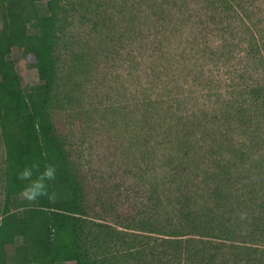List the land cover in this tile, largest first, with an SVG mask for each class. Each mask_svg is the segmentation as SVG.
I'll list each match as a JSON object with an SVG mask.
<instances>
[{
	"label": "rangeland",
	"instance_id": "obj_1",
	"mask_svg": "<svg viewBox=\"0 0 264 264\" xmlns=\"http://www.w3.org/2000/svg\"><path fill=\"white\" fill-rule=\"evenodd\" d=\"M140 1L63 0L68 16L60 49V77L50 102L55 126L67 137L92 202L98 204L90 220L121 232L130 231L127 229L130 214L157 226L169 224L176 208L175 194L184 178L183 191H193L195 201L202 206L210 201L211 191L204 184L211 180L202 171L217 164L221 153L232 149V145L247 140L244 130L227 119L226 108L219 112L218 109L225 107L226 99L233 93H241L242 74L247 73L246 83H251L254 68L250 60H244L248 49L238 44V40L231 56L223 53L227 50H220L225 41L219 37L214 38L217 45L204 52L208 12L201 0H153L151 11ZM230 1L241 14L251 9L256 12L250 26L257 30V41L263 45L264 0ZM47 2L38 1L39 13L45 12ZM183 6L188 9L185 15L180 14ZM174 10L177 14L167 26L169 31L159 34L165 42V61L156 57L169 69L151 73L147 58L142 56V42L117 40V26L128 35L144 32L150 25L146 16L152 20L153 12ZM233 24L242 23L237 20ZM11 57L24 89L36 85L38 74L29 67L24 49L15 46ZM188 140L192 154L183 161L185 148L181 146ZM6 157L0 126V216L6 204L3 180ZM247 171L242 169L238 174L246 175ZM215 185L211 182L208 188ZM28 196L25 193L16 197L12 209L19 210V203ZM102 197L105 206L100 204ZM221 216L238 229L237 244L253 240L255 236L250 234L253 211L241 207L222 211L220 219ZM253 241L249 246L258 244ZM260 248L264 249V245ZM8 249L13 256L14 246ZM109 250L111 254L106 261L110 264H139L126 260L122 243L111 244ZM223 252L228 259L234 258L229 247H224ZM145 260L151 264L152 257ZM13 261L11 264H17ZM254 261L264 264V255L258 254Z\"/></svg>",
	"mask_w": 264,
	"mask_h": 264
},
{
	"label": "trees",
	"instance_id": "obj_2",
	"mask_svg": "<svg viewBox=\"0 0 264 264\" xmlns=\"http://www.w3.org/2000/svg\"><path fill=\"white\" fill-rule=\"evenodd\" d=\"M38 1L0 0V126L7 151L3 170L6 204L0 216V264H11L14 259L17 264H110L106 258L113 243H122L126 260L139 264L144 261L148 264L145 259L149 257L151 264H257L253 263L255 257L264 255V249L260 248L264 245V43L259 45L257 30L251 27L256 12L251 9L241 14L230 0H201L208 12L207 36L204 45L201 44L206 47L204 52L211 51L217 45L214 38L219 37L226 42L219 46L220 50H227L223 53L231 56L238 40V44L248 49L244 60L254 65L251 83H246L247 73L242 74L241 93H233L226 99L225 107L218 109L219 112L226 108L227 119L244 130L247 140L232 145V149L221 153L217 164L202 171L211 180L204 184L211 191L206 205L195 201L193 191L182 190L184 178L175 194L176 208L169 224L157 226L130 214L129 233L90 220L98 204L92 202L67 137L55 126L50 112L60 77V49L68 10L63 0H48L41 14ZM152 2L142 0L140 4L151 11ZM186 10L183 6L180 14L185 15ZM174 14L176 10L153 12V21L146 16L150 25L144 32L128 35L117 26V40L142 42V56L147 58L151 73L169 69L156 57L165 61V42L159 34L169 31L167 26L173 22ZM237 20L242 24L235 26ZM15 46L24 49L29 67L38 74V83L28 90L24 89L11 57ZM150 108L149 104L146 112ZM181 147L185 148L181 158L184 161L192 154L190 140ZM249 164L251 169H247ZM242 169L248 170L246 175L238 174ZM195 178L200 179L199 175ZM211 182L216 184L213 189L208 188ZM25 193L29 196L19 203V210L12 209L13 200ZM103 198L100 204L105 206ZM241 207L253 211L250 234L255 236L252 239L256 245L249 246L250 242L255 243L253 240L237 244L238 229L225 221L223 215L220 219L222 211ZM135 223L138 224L134 226ZM13 246L14 257L8 249ZM224 247L234 252L232 260L223 252Z\"/></svg>",
	"mask_w": 264,
	"mask_h": 264
}]
</instances>
